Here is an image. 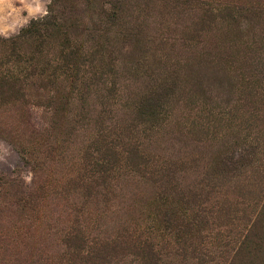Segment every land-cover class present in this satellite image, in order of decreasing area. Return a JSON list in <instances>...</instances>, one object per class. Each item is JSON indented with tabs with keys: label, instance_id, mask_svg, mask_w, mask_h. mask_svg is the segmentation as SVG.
<instances>
[{
	"label": "rangeland",
	"instance_id": "obj_1",
	"mask_svg": "<svg viewBox=\"0 0 264 264\" xmlns=\"http://www.w3.org/2000/svg\"><path fill=\"white\" fill-rule=\"evenodd\" d=\"M38 2L0 11V264H264V0Z\"/></svg>",
	"mask_w": 264,
	"mask_h": 264
},
{
	"label": "trees",
	"instance_id": "obj_2",
	"mask_svg": "<svg viewBox=\"0 0 264 264\" xmlns=\"http://www.w3.org/2000/svg\"><path fill=\"white\" fill-rule=\"evenodd\" d=\"M173 2H182V3H184L185 1H187V0H172ZM193 2V0L191 1V0H189V3H192ZM206 3V2H205ZM205 3L203 4V3H201V5H205ZM207 4V7H208V9H206V12H205V14H203L204 15V19L205 20H207V18H209L210 16H212L213 15V7L214 6H212V4H208V3H206ZM215 8V7H214ZM216 10H218L217 8H215ZM242 9L243 8H236V10H235V13H238V12H240V11H242ZM232 10L234 11V9L232 8H229V7H224L223 8V11L222 12H224V13H226L227 15H230V16H232ZM248 10V9H247ZM218 11H220V10H218ZM50 24V23H49ZM41 25V24H40ZM33 27H35V26H31L30 27V29H28V30H26V31H24V33H23V35L22 36H27V35H31V34H28V33H30V32H32V34L34 33L33 31H32V28ZM31 75H33L32 73H31ZM42 75H43V72H42ZM25 76L26 75H22V76H17V75H14V74H12V73H4V74H1L0 75V78H1V80H4V81H6V82H12V83H21V81H22V79L23 78H25ZM159 101V98H158V96H153V97H150V98H148L147 100H146V102H147V104H146V108H149V110H146V114H151L153 111H152V109H153V107H158V104H157V102ZM151 110V111H150Z\"/></svg>",
	"mask_w": 264,
	"mask_h": 264
},
{
	"label": "clouds",
	"instance_id": "obj_3",
	"mask_svg": "<svg viewBox=\"0 0 264 264\" xmlns=\"http://www.w3.org/2000/svg\"><path fill=\"white\" fill-rule=\"evenodd\" d=\"M5 2L6 0H0V11H2V6L5 4ZM49 2H51V0H49ZM21 3L24 4V7L27 8L29 12V16L27 18H24L22 21H20L21 26H23L24 24H27L29 19L36 17L37 13H40L41 16L48 14L46 8H42L39 5L38 0H34V3L37 5L36 7H32V5L28 4L26 0H21ZM0 35L7 37L9 35V32L5 30L4 28L0 27Z\"/></svg>",
	"mask_w": 264,
	"mask_h": 264
}]
</instances>
